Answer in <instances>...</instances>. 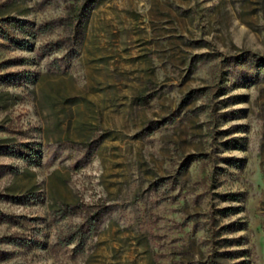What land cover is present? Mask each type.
<instances>
[{"label":"rangeland","instance_id":"1","mask_svg":"<svg viewBox=\"0 0 264 264\" xmlns=\"http://www.w3.org/2000/svg\"><path fill=\"white\" fill-rule=\"evenodd\" d=\"M0 264H264V0H0Z\"/></svg>","mask_w":264,"mask_h":264}]
</instances>
